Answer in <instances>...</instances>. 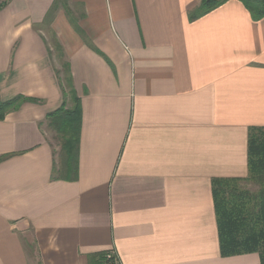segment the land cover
Instances as JSON below:
<instances>
[{"label":"crops","instance_id":"1","mask_svg":"<svg viewBox=\"0 0 264 264\" xmlns=\"http://www.w3.org/2000/svg\"><path fill=\"white\" fill-rule=\"evenodd\" d=\"M0 264H261L221 257L213 182L264 129V18L227 0H0ZM81 106L77 178L47 116Z\"/></svg>","mask_w":264,"mask_h":264},{"label":"trees","instance_id":"2","mask_svg":"<svg viewBox=\"0 0 264 264\" xmlns=\"http://www.w3.org/2000/svg\"><path fill=\"white\" fill-rule=\"evenodd\" d=\"M227 0H201L199 5L189 13V20L193 21ZM242 3L249 12L252 19L257 21L264 18V0H237ZM6 1L0 3V9L5 6ZM71 107L65 108L63 105L58 110L47 116L49 128L57 135L59 152V169L54 170V178L57 180H75L77 178V154L79 136L81 130V106L79 99L70 96ZM23 101H35L26 99L21 96L7 102H0V121L5 116L16 110ZM264 129L253 130L249 138L248 159H249V176L264 175V139L262 138ZM8 156L0 157V161ZM234 183L213 182V202L217 218L219 232L220 255L221 257L242 255L247 253H258L261 264H264V252L258 249L260 241L264 245V196L260 203V215H258L259 224L261 223L262 232L259 234L252 233L245 235L242 227L246 223L242 222L244 213L235 208L228 207L220 193L223 189L230 187ZM245 218V217H244ZM104 254H96L89 259V264H103Z\"/></svg>","mask_w":264,"mask_h":264},{"label":"rangeland","instance_id":"3","mask_svg":"<svg viewBox=\"0 0 264 264\" xmlns=\"http://www.w3.org/2000/svg\"><path fill=\"white\" fill-rule=\"evenodd\" d=\"M47 127L48 122H47ZM50 139L55 148L58 146L57 135L49 128ZM264 139V134L262 136ZM220 196L225 198L228 207L235 208L244 213L243 221L246 223L242 227L244 234L251 235L252 233L259 234L262 232L261 223L259 224L258 215H260V203L264 196V175L249 176L247 180L234 183L230 187L223 189ZM258 249L264 252L263 242L260 241Z\"/></svg>","mask_w":264,"mask_h":264},{"label":"built area","instance_id":"4","mask_svg":"<svg viewBox=\"0 0 264 264\" xmlns=\"http://www.w3.org/2000/svg\"><path fill=\"white\" fill-rule=\"evenodd\" d=\"M103 264H120V263L113 252H108L104 256Z\"/></svg>","mask_w":264,"mask_h":264}]
</instances>
